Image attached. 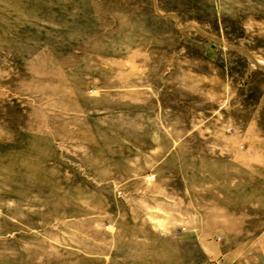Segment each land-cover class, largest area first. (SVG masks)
Here are the masks:
<instances>
[{"label":"rangeland","instance_id":"374dc122","mask_svg":"<svg viewBox=\"0 0 264 264\" xmlns=\"http://www.w3.org/2000/svg\"><path fill=\"white\" fill-rule=\"evenodd\" d=\"M0 264H264V0H0Z\"/></svg>","mask_w":264,"mask_h":264}]
</instances>
